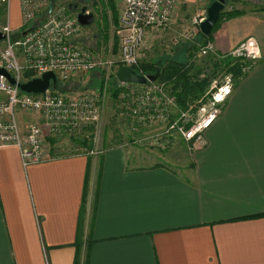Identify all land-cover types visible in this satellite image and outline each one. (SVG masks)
<instances>
[{"label":"crops","instance_id":"crops-1","mask_svg":"<svg viewBox=\"0 0 264 264\" xmlns=\"http://www.w3.org/2000/svg\"><path fill=\"white\" fill-rule=\"evenodd\" d=\"M178 1L161 42H179L212 2ZM242 12L211 40L226 55L254 37L261 59L186 163L110 147L24 166L0 148V264H264V11Z\"/></svg>","mask_w":264,"mask_h":264},{"label":"built area","instance_id":"built-area-1","mask_svg":"<svg viewBox=\"0 0 264 264\" xmlns=\"http://www.w3.org/2000/svg\"><path fill=\"white\" fill-rule=\"evenodd\" d=\"M0 0V68L4 69L15 84L0 75V148L15 147L19 150L24 166L40 163L47 158L42 147L46 134L61 135L74 132L84 119L97 117L96 105L89 99L62 96L51 87L42 94H27L18 88L29 80L40 78L44 73L55 75L57 83L67 82L78 74H88L96 70H109L115 63L111 58H102L99 50H92L81 42L85 27L78 23L76 13L65 6L54 4L52 0H16L19 11V26L12 28V2ZM123 11L119 19L121 46L114 70L127 67L133 70L140 64V56L145 49L147 37L161 35L174 23L178 0H123ZM205 16V15H204ZM204 16L194 18L193 26L183 28L178 36L184 42H194L201 33L199 23ZM23 33L17 42L12 35ZM214 44L210 41L199 47V56L214 54ZM228 56L233 60L247 62L243 73L261 59L260 47L254 37H247L231 50ZM30 77V78H28ZM229 74L220 75L211 84L200 107L198 115L189 128L179 130L191 149L203 147V133L219 117L224 103L230 97L233 85ZM223 79L219 83V80ZM121 105L129 115L143 126H152L165 120L175 96L167 84L158 81L145 84L119 82ZM95 98H103L98 92ZM85 97V96H82ZM177 110V108H175ZM20 111H33L41 122H30L20 129ZM176 120L188 121L186 114ZM26 126V125H25Z\"/></svg>","mask_w":264,"mask_h":264},{"label":"rangeland","instance_id":"rangeland-1","mask_svg":"<svg viewBox=\"0 0 264 264\" xmlns=\"http://www.w3.org/2000/svg\"><path fill=\"white\" fill-rule=\"evenodd\" d=\"M52 2L67 8L74 5L86 7V11L93 14L94 22L84 28L81 42L92 50H99L102 58H111L115 63L109 70L78 74L67 82L59 83L56 91L60 95L73 97V101L79 98L93 101L96 105L97 117L80 121L74 132H66L61 135L46 134L42 142L45 158L73 155L79 152L98 157L108 148L117 147L128 152L132 156V161L134 160V162L140 164L175 163L181 165V163H186L194 151L191 149V143H188L181 134L179 127L182 126L184 129L190 127L198 115L197 108L208 98L209 95L204 98L206 92L218 76L229 74L234 87L239 78L236 79L235 74L230 71L233 61H236L228 56L231 51L226 55H219L214 45V54L199 56V47L201 45H197L198 51L194 55L196 58L195 63L205 66L202 68L198 78L203 79L207 76V73L212 74L203 94L197 100L187 104L185 108H180L177 102H174L165 120L157 121L150 127L143 126L142 123L138 122L134 124V120L129 115L128 110L121 105L119 95L116 99H113L110 92L111 89L117 90L120 87L111 75L114 74V70L117 67L116 60L118 59L121 46L122 35L119 30V19L124 7L123 0H112L113 8H111L110 4L107 5L106 0H52ZM261 8H264V0H226L224 11H264ZM18 17L17 7L13 1L11 16L13 29L19 26ZM162 35L147 37L145 49L140 56V64L146 60H156L163 55L171 54L173 53V47L175 48L180 41L184 42L183 39L179 42L178 40H170V35H166V42H161L164 38ZM210 42L213 43L212 40ZM209 57L217 64L215 71H213V66L208 60ZM101 78H103V85L100 88L99 82ZM221 81L223 79L219 80V83ZM163 83L167 84L168 89L171 90V84L168 82ZM98 92L103 96L100 103L99 99L93 96V94ZM117 92L121 93L122 91L117 90ZM182 113L186 114L188 121L181 122L176 120L172 124L174 128L170 129L171 124L169 121L173 122ZM18 119H20L21 130L27 128L30 122H41L38 114L33 111H20ZM84 140L88 141V149L82 148L79 144Z\"/></svg>","mask_w":264,"mask_h":264},{"label":"trees","instance_id":"trees-1","mask_svg":"<svg viewBox=\"0 0 264 264\" xmlns=\"http://www.w3.org/2000/svg\"><path fill=\"white\" fill-rule=\"evenodd\" d=\"M107 5L110 4L113 8L112 0H106ZM264 10V8H261ZM113 10V9H112ZM242 11L237 10H228L221 13V17L217 24L215 25L213 31L209 36H203L201 33L198 34V37L194 42H183L177 44L173 49V53L163 55L156 60L144 61L139 64L138 67L133 68V70L139 75H152L156 71H159V75L156 81L159 82H168L171 84V92L176 98V102L180 108H185L187 104L197 100L205 91L208 81L212 74L207 73L203 79H199L198 75L201 73L202 68L205 66L195 63V54L198 51L197 45L205 44L210 41L212 35L217 30L222 21L231 19L233 17L242 15ZM204 59V58H203ZM209 62L212 64L213 71L217 68L216 62L212 58H208ZM228 63V62H227ZM247 62L236 60L233 61V66L230 69L232 74L234 73L236 79L243 76L242 68L246 66ZM100 72L99 70L93 71L91 73ZM114 81L116 77L111 75ZM30 78V77H28ZM103 78L99 82L100 88L103 85ZM238 79V80H239ZM237 80V82H238ZM236 82V81H235ZM236 82V84H237ZM96 83V81H94ZM235 84V85H236ZM234 85V86H235ZM59 86V85H58ZM120 91L119 89H117ZM116 89H111L112 98L116 99L119 95ZM118 93V94H117ZM82 148L89 147L88 141L84 140L79 143ZM87 179V175H86ZM86 181V180H85Z\"/></svg>","mask_w":264,"mask_h":264},{"label":"water","instance_id":"water-1","mask_svg":"<svg viewBox=\"0 0 264 264\" xmlns=\"http://www.w3.org/2000/svg\"><path fill=\"white\" fill-rule=\"evenodd\" d=\"M226 0H214L206 9L205 16L203 20L199 23V30L203 36H209L213 31L215 25L221 17V13L224 11ZM78 23L83 27H88L94 22V16L92 13L86 11V7L81 9H75ZM23 33H15L12 35V42H17ZM2 36L0 35V40ZM0 75L5 77L10 84H15V81L11 76L4 70L0 68ZM159 71H156L152 75H139L134 70L121 67L116 73V79L123 83H136L145 84L146 82H155L158 78ZM57 90L58 83L55 75L51 72L44 73L40 78L32 79L24 84H18V88L27 94H42L48 88Z\"/></svg>","mask_w":264,"mask_h":264},{"label":"flooded vegetation","instance_id":"flooded-vegetation-1","mask_svg":"<svg viewBox=\"0 0 264 264\" xmlns=\"http://www.w3.org/2000/svg\"><path fill=\"white\" fill-rule=\"evenodd\" d=\"M83 7V6H82ZM82 7H78L77 5H74V6H69L68 8L71 10V11H74L75 9H81Z\"/></svg>","mask_w":264,"mask_h":264}]
</instances>
